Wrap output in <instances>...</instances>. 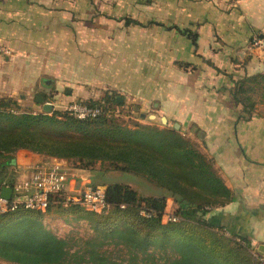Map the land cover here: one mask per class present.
Instances as JSON below:
<instances>
[{
  "label": "crops",
  "instance_id": "0c3cea01",
  "mask_svg": "<svg viewBox=\"0 0 264 264\" xmlns=\"http://www.w3.org/2000/svg\"><path fill=\"white\" fill-rule=\"evenodd\" d=\"M262 37L264 0H0V98L28 105L42 94L38 105L54 110L111 96L177 125L233 198L205 219L246 238L264 263V108L238 120L231 97L235 81L264 74V52L250 46ZM36 160L57 159L19 150L17 177ZM71 175L77 187L92 183L88 172Z\"/></svg>",
  "mask_w": 264,
  "mask_h": 264
},
{
  "label": "trees",
  "instance_id": "16d2710c",
  "mask_svg": "<svg viewBox=\"0 0 264 264\" xmlns=\"http://www.w3.org/2000/svg\"><path fill=\"white\" fill-rule=\"evenodd\" d=\"M257 93L259 100L253 97ZM231 97L241 107L238 120H248L256 105L264 102V74L235 81ZM81 103L101 114L78 120L67 111L32 113L15 99L0 98V190L16 181L14 154L19 150L64 160L71 165L68 173L85 171L90 179L96 174V184L105 188L101 213L65 205L67 192H61L49 196L44 212L18 208L0 216V262L260 264L246 238L205 219L207 208L222 207L233 198L199 142L177 125H124L118 119L123 105L111 96ZM110 173L138 177L160 193L142 195L128 184L106 181L104 176ZM168 200L178 207L175 215H169L174 221L165 218ZM64 208L77 220L87 221L93 234L75 240L58 238L45 229L43 214ZM109 245L114 256L103 250ZM161 250L164 255L156 257ZM167 250L174 254L167 255Z\"/></svg>",
  "mask_w": 264,
  "mask_h": 264
},
{
  "label": "built area",
  "instance_id": "2783aa9c",
  "mask_svg": "<svg viewBox=\"0 0 264 264\" xmlns=\"http://www.w3.org/2000/svg\"><path fill=\"white\" fill-rule=\"evenodd\" d=\"M250 46L264 52V37L255 38ZM5 53L0 47V55ZM66 111L78 120L95 118L101 114L98 108L89 107L81 102L69 103ZM72 178L74 179L71 173H68L67 166L59 160L33 163L11 187L4 186L11 189V194L9 199L0 195V216L18 208L44 212L49 204V196L61 192H67L65 205L75 204L87 211L101 213L105 208V188L89 182L81 184L80 187L75 185L70 188L69 181ZM165 218L174 221L169 215ZM225 235L229 236V233L225 232ZM259 263L264 264L262 261Z\"/></svg>",
  "mask_w": 264,
  "mask_h": 264
},
{
  "label": "rangeland",
  "instance_id": "374dc122",
  "mask_svg": "<svg viewBox=\"0 0 264 264\" xmlns=\"http://www.w3.org/2000/svg\"><path fill=\"white\" fill-rule=\"evenodd\" d=\"M62 94L63 95L66 94V88H64V90H62ZM43 96H44L43 102H49L50 103L52 101L50 96H48V95H43ZM37 97H42V94H35L34 96H31L28 105L22 104L23 105L22 107L24 108V110L32 111V113L42 112L43 111L42 106L38 105V103L36 101ZM253 97H256L259 100V94L258 93L256 94V96H253ZM74 100L75 99L69 100V101H74ZM69 101H66L64 103H57L58 106L54 110L66 111L67 106L69 105V103H71ZM259 106L264 108V102L259 104ZM132 112L135 115H133ZM136 113L137 112L135 111V109H133L131 106L128 108H123L121 110V116L118 119L122 120L124 125H126L130 128L133 126V124L155 125L158 128H164L161 121L156 120L155 122H153V121H150L148 119H142L139 117L140 113H137V114ZM127 114L131 117L128 118ZM193 134L197 136V133L194 132ZM196 140L197 139L194 138L193 142L197 143ZM40 160H36L35 162L40 161ZM66 166L69 167L71 165L68 164ZM98 178H99V176H96V174H95L94 178H92L90 180L92 183H96V179H98ZM104 179L106 181H109V182H118V183L128 184L130 187L137 190L142 195H157L160 193L158 190L154 189V187L147 184L144 180H142L138 177H135V176L128 175V174L110 173V174L104 176ZM16 180L18 181L19 177ZM69 185H70V188H73L76 185V179L72 178L69 181ZM167 202H169L168 203L169 207H167V209H166V211L168 213L167 215H172V214L175 215L176 212L178 211V207L175 204L170 203L171 201H169V200ZM66 210L67 209H65V210L58 209V211L54 210V211H50L48 213H44L42 218H41V222H42V225L44 226V228L49 230L52 234H54L58 238H73L75 240H85L88 237H90L93 234V231H92V228L90 227V224L85 220H77L76 214L70 213L69 211H66ZM103 250L108 252L111 256H114V254L116 252L115 249L113 248V245L105 246V247H103ZM152 250H154L152 246L148 248V251L151 252ZM166 254L171 256L174 253H173V251L167 250ZM163 255H164L163 250L157 251L155 254L156 257H160ZM0 264H9V263L0 262Z\"/></svg>",
  "mask_w": 264,
  "mask_h": 264
},
{
  "label": "water",
  "instance_id": "95a60500",
  "mask_svg": "<svg viewBox=\"0 0 264 264\" xmlns=\"http://www.w3.org/2000/svg\"><path fill=\"white\" fill-rule=\"evenodd\" d=\"M37 101L39 103H41V99L40 98H37ZM51 109V105L49 104H46L44 105V110H47L49 111ZM10 194H11V189L9 188H1L0 190V195L6 199H9L10 198Z\"/></svg>",
  "mask_w": 264,
  "mask_h": 264
}]
</instances>
